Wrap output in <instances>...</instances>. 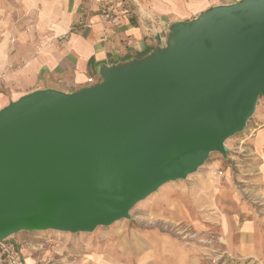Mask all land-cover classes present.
I'll return each mask as SVG.
<instances>
[{"label": "water", "instance_id": "95a60500", "mask_svg": "<svg viewBox=\"0 0 264 264\" xmlns=\"http://www.w3.org/2000/svg\"><path fill=\"white\" fill-rule=\"evenodd\" d=\"M99 75L0 108V241L109 226L211 152L226 156L264 97V0L171 22L161 45Z\"/></svg>", "mask_w": 264, "mask_h": 264}, {"label": "rangeland", "instance_id": "374dc122", "mask_svg": "<svg viewBox=\"0 0 264 264\" xmlns=\"http://www.w3.org/2000/svg\"><path fill=\"white\" fill-rule=\"evenodd\" d=\"M262 125L260 96L246 128L224 142L226 156L211 152L196 172L162 185L109 226L14 233L0 241V264H264V193L250 149Z\"/></svg>", "mask_w": 264, "mask_h": 264}, {"label": "crops", "instance_id": "0c3cea01", "mask_svg": "<svg viewBox=\"0 0 264 264\" xmlns=\"http://www.w3.org/2000/svg\"><path fill=\"white\" fill-rule=\"evenodd\" d=\"M96 1L0 0V106L37 89L73 92L95 84L103 67L161 45L171 22L239 0H114V20L101 15ZM250 149L264 193V125Z\"/></svg>", "mask_w": 264, "mask_h": 264}, {"label": "built area", "instance_id": "2783aa9c", "mask_svg": "<svg viewBox=\"0 0 264 264\" xmlns=\"http://www.w3.org/2000/svg\"><path fill=\"white\" fill-rule=\"evenodd\" d=\"M101 15L107 19H111L114 20V6L112 4V0H108L106 3H102L101 5V11H100ZM88 83L92 84V78H88ZM219 173L221 174L222 171H219ZM10 264H22L21 260H10L8 261Z\"/></svg>", "mask_w": 264, "mask_h": 264}]
</instances>
